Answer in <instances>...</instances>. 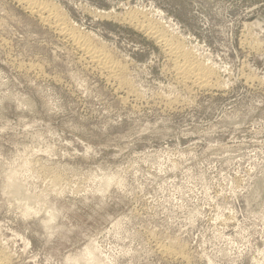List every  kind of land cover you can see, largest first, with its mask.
<instances>
[{"label": "rangeland", "instance_id": "374dc122", "mask_svg": "<svg viewBox=\"0 0 264 264\" xmlns=\"http://www.w3.org/2000/svg\"><path fill=\"white\" fill-rule=\"evenodd\" d=\"M38 1L127 85L0 0V259L264 264V0ZM143 13L212 65L214 87L178 78Z\"/></svg>", "mask_w": 264, "mask_h": 264}, {"label": "bare ground", "instance_id": "6f19581e", "mask_svg": "<svg viewBox=\"0 0 264 264\" xmlns=\"http://www.w3.org/2000/svg\"><path fill=\"white\" fill-rule=\"evenodd\" d=\"M21 1L25 2L33 10V12L40 15L42 19H44L48 23L49 22L53 23V26L56 29H58L59 30L58 32H60L65 38L72 40L75 48L80 50L84 54V56H86V58L88 59V63L89 64L91 63V65H93L95 70L97 69L102 74L106 75V77H108V80L110 79L114 82H117L120 85L125 84L126 76H124V71H123L124 67H122L120 63H118L113 58V55H111L107 49H105L103 46L100 47L96 45V43H93V40H91L90 37H88L89 35L86 36L78 32L77 29H75L72 25H70L68 23L69 20L67 21L66 19V16L64 17L62 16V14L60 15V11L56 5L46 1H38V0H21ZM148 16L149 15H147V13L146 14L143 13L141 18L135 20V23L139 27L143 29L145 28V31L147 29L149 33H151V35H153L156 39L162 41V43L164 42L163 44L165 46V50L170 60L174 64V70L178 75V78L186 83L192 82L194 86L198 88L210 89L211 87H214L215 84L217 83L216 81L217 74L215 73L216 71H214L215 69L211 67L212 65L200 61L199 58H197V56H195L191 50H188L181 42H179L178 39L176 40L172 38V36L167 34V32L163 31L160 28V26H158V23L157 24L145 23L146 22L145 20L148 19ZM125 85H127V82ZM55 180L57 179L55 178ZM94 250L95 247L92 245L87 247V253L91 258L90 260L93 261L95 260V257H93ZM171 251L169 249L162 248L163 253L172 254ZM6 261H9L8 257L6 258L4 257L0 259V264H8V262L6 263ZM74 261L77 262L78 260L75 259Z\"/></svg>", "mask_w": 264, "mask_h": 264}]
</instances>
